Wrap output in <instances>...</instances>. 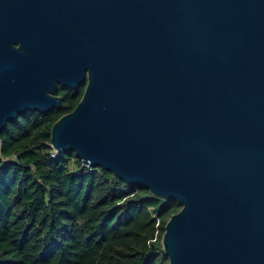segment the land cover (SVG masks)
Returning <instances> with one entry per match:
<instances>
[{
  "label": "water",
  "instance_id": "obj_1",
  "mask_svg": "<svg viewBox=\"0 0 264 264\" xmlns=\"http://www.w3.org/2000/svg\"><path fill=\"white\" fill-rule=\"evenodd\" d=\"M87 71L52 147L179 201L170 264H264V0H0V135Z\"/></svg>",
  "mask_w": 264,
  "mask_h": 264
},
{
  "label": "trees",
  "instance_id": "obj_2",
  "mask_svg": "<svg viewBox=\"0 0 264 264\" xmlns=\"http://www.w3.org/2000/svg\"><path fill=\"white\" fill-rule=\"evenodd\" d=\"M79 101L68 92L61 109L28 111L1 132L0 264H170L162 238L179 201L75 153L52 156V126Z\"/></svg>",
  "mask_w": 264,
  "mask_h": 264
},
{
  "label": "flooded vegetation",
  "instance_id": "obj_3",
  "mask_svg": "<svg viewBox=\"0 0 264 264\" xmlns=\"http://www.w3.org/2000/svg\"><path fill=\"white\" fill-rule=\"evenodd\" d=\"M31 38H32V33L27 34V35H23L20 38L15 37L14 40L12 41V46L16 49H19L23 55H27L28 49H29L28 44H29ZM35 62H36L37 70H41L45 67L49 68V70H50V68L52 69V56L50 55L49 51H48L47 55H45L43 53L42 55L37 56ZM88 83H89V74L87 71L84 74L83 81L80 82L75 89H72L71 87L70 88H63L62 85L58 82L57 88L54 91H51L49 88L44 89L43 91L48 96L61 97L62 98V105H63L65 94H67L68 92H70V93L72 92V93H75L76 96H80V100H81V98L83 97V95L85 93V90L87 88ZM61 107L59 109H61ZM53 110H55V109H53ZM31 112H36V111H31ZM37 112H39V111H37Z\"/></svg>",
  "mask_w": 264,
  "mask_h": 264
},
{
  "label": "built area",
  "instance_id": "obj_4",
  "mask_svg": "<svg viewBox=\"0 0 264 264\" xmlns=\"http://www.w3.org/2000/svg\"><path fill=\"white\" fill-rule=\"evenodd\" d=\"M51 147H52V145H51ZM52 148H53V147H52ZM53 149H54V148H53ZM57 154H60V153L54 149V153L52 154V156L55 157ZM83 164H84V163H83ZM84 165H85V164H84ZM87 166H88V165H87ZM156 225H157V226L160 225V220L157 221Z\"/></svg>",
  "mask_w": 264,
  "mask_h": 264
}]
</instances>
